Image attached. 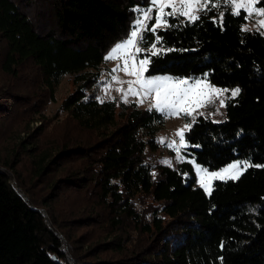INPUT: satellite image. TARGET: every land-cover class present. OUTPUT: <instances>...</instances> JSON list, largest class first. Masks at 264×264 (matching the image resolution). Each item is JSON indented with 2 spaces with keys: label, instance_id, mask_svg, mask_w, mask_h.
Wrapping results in <instances>:
<instances>
[{
  "label": "trees",
  "instance_id": "16d2710c",
  "mask_svg": "<svg viewBox=\"0 0 264 264\" xmlns=\"http://www.w3.org/2000/svg\"><path fill=\"white\" fill-rule=\"evenodd\" d=\"M258 5L264 8V0ZM149 6L147 0H0V79H12L0 82V116L19 111L13 118L21 126L34 118L44 123L48 101L64 74L73 73L61 108L80 129L43 147L40 125L19 136L9 160L0 162V264H264V34L244 27V8L222 3L202 9L195 22L168 14L172 26L145 31L148 40L139 43V54L148 56L145 44L160 35L163 51L150 57L148 74L207 76L241 90L227 98L224 120L200 114L185 132L187 155L211 169L234 159L252 165L238 178L216 179L208 193L191 160L176 167L149 160L160 145L162 112L124 101L117 112V98L101 100L91 91L110 49ZM18 82L24 85L12 89ZM24 156L33 167L31 184H47L42 198L50 217L11 180ZM62 170L67 174L55 179ZM60 180L102 201L106 225L116 232L102 244L123 250L135 240L133 228L136 248L122 259L93 249L73 257L64 241V229L73 225L54 209ZM142 196L147 203L139 205Z\"/></svg>",
  "mask_w": 264,
  "mask_h": 264
},
{
  "label": "rangeland",
  "instance_id": "374dc122",
  "mask_svg": "<svg viewBox=\"0 0 264 264\" xmlns=\"http://www.w3.org/2000/svg\"><path fill=\"white\" fill-rule=\"evenodd\" d=\"M259 0H187L194 5L198 10L193 12L194 15H198L199 12L207 6L219 7L222 3H230L235 11H239L244 8L247 11V21L244 24L245 28L258 29L264 34V8L258 5ZM167 2V0H156V5ZM186 2V0H171L178 9L180 4ZM156 5H150L148 8H140L136 19L141 18V12L147 10L149 19L144 23L147 25L152 17L157 16L158 8ZM239 6V7H238ZM174 9L171 7L164 8V19L167 20V15ZM186 17V16H185ZM188 18V17H186ZM135 19V20H136ZM135 27V26H134ZM133 27V28H134ZM118 42L116 45L123 43ZM139 46V45H138ZM114 48V47H113ZM112 48V49H113ZM150 49V48H149ZM148 49V50H149ZM160 47L157 45V50ZM132 49L129 48L128 51ZM111 55L109 51L105 62L99 68L100 80L91 88V91L101 100L109 98H117L119 106L117 112L120 110V103L122 101L131 103L134 102L139 107L155 108L162 112L165 116V123L158 129L159 147L149 154V160L153 163H166L172 166H178V164L184 159L192 161L194 166V172L197 178V184L201 185V178L203 177V187L210 193L214 186L216 179L212 173H220L224 176L223 179L228 178L229 175H235L239 177L245 171V165L249 163L245 160L234 159L231 162L223 165L219 168L211 169L208 166L198 162L193 157H189L185 152V147L180 146V136L178 132L184 130L185 140V125L193 123V121L200 114L210 115L216 121H222L225 119V109L227 98L231 96V92L237 87H224L213 84L207 76H180L171 73H158L148 74V64L145 66L139 65L138 61L145 58L147 55L136 56V66L133 67L131 59H128L127 68L125 71V57L123 51L116 54V58L109 59ZM135 74H132V73ZM3 72L0 69V78H3ZM115 77V79H114ZM74 74H64L61 82L59 83L56 92L55 99L49 100L44 113L47 119L42 123L40 118L29 119L28 125H19V117H15L19 114V111H15L8 116H0V162H5L8 159V155L15 147H18V137L28 136L37 130L40 125L45 126L46 131L42 136L43 147L50 146L56 140H62L63 138L75 137L80 129L73 119L69 117L66 111L62 110L61 102L63 98L74 88ZM8 79V76H7ZM7 79H0V82H6ZM156 80L157 84L147 85L144 83L146 80ZM12 81L11 78L8 79ZM178 80H186V84H177ZM199 80L200 84L195 82ZM133 82L131 85L129 82ZM24 85L22 82L16 83V89ZM211 88L220 89L222 94L211 93ZM227 89V91H224ZM211 97V102H206ZM32 99V98H31ZM224 101V106H221L220 101ZM157 103L161 104V108L155 107ZM165 105H174L175 107H165ZM190 112L191 115L187 113ZM13 118V119H11ZM20 127V128H18ZM18 130V131H17ZM38 134V132H37ZM29 137V136H28ZM31 137V136H30ZM33 139V138H31ZM175 142L177 148H180L179 152H176L175 148L168 145ZM181 157V158H178ZM28 156H24V159L17 166V171H14L12 175V182L21 187L24 191H28L31 196L36 197L40 203H37L39 208L46 214L51 216L49 207L44 204L42 196L46 188L45 183L42 180H37L36 184L32 181L33 167L28 161ZM69 163L68 165H74ZM237 166L231 168V166ZM201 169L204 171L202 172ZM224 169H230L228 173L224 172ZM68 170H62L55 173L54 178L67 174ZM60 185L56 188L54 209L59 217L63 218L65 213L66 222L64 225H73L72 227L65 228L64 241L66 247L70 250L73 257H78L84 254H88L91 249L96 250L95 253L101 257H115V259H122L125 255H128L127 250L136 248L137 243L140 241L135 238V231L131 228V236L135 239L132 243L124 242V249L118 250L115 246L109 247L102 243L115 237L116 232L112 233L110 226L106 225V220L110 218L102 201L94 194H88L82 188H70L62 180L59 181ZM146 197H137V203L140 205ZM144 200V201H143ZM94 218V219H93ZM64 219V218H63ZM139 245V244H138ZM96 248V249H95ZM92 255V253H91Z\"/></svg>",
  "mask_w": 264,
  "mask_h": 264
},
{
  "label": "snow or ice",
  "instance_id": "6c2138e0",
  "mask_svg": "<svg viewBox=\"0 0 264 264\" xmlns=\"http://www.w3.org/2000/svg\"><path fill=\"white\" fill-rule=\"evenodd\" d=\"M147 4L148 5H156V0H147ZM156 6L158 8V12H157V16L155 18V22L153 23L151 28H149L144 23L145 20L150 18L149 14H148V11L147 10L142 11L141 12V18L140 19H136V20L133 21V24H134L135 27L134 28H130L129 34H127L126 37H125V42L120 43L117 46H114L113 49H110L111 55L108 57L109 59L116 58V54L123 51V54H124V57H125V71H128L127 63H128V59L129 58L131 59V61L133 63V67L136 66V63H137L136 56L141 51H143V49H141L138 45H139L140 42L148 40V37L143 34L145 31L149 35H151L152 33H156L157 30L159 28H161V27L167 28V27L172 26V25H169L167 20L164 19V15H165V13L163 11L164 8L171 7V8L174 9L171 13H169V15H174V16L175 15H184V16L188 17L193 22L201 19V17L196 16V15L193 14V12L197 11L198 9L195 8L192 3L187 2V0H186V2L181 3L178 9L176 8V6L173 3H171V0H167V2L160 3L159 5H156ZM261 14L264 15V13H261ZM260 23L264 24V21H261ZM152 41H155V43H153ZM159 42H160V35L157 34V35L152 36V40L148 41V43L145 44V48H148L149 44H150L149 54L145 58L140 59L138 61L139 65L145 66V65L150 63V57L151 56L160 55L161 54V51H163V50H157V44ZM129 48H131L132 50L128 51ZM169 50H171V49H169ZM143 70L146 71L147 70L146 67L143 68ZM132 74H135V73L133 72ZM114 79H115V77H114ZM132 83L133 82H131V81L129 82L130 85ZM144 83H146L147 85H154V84H157L158 81L149 79V80L144 81ZM176 83L177 84H186L187 81L186 80H178V81H176ZM195 83L196 84H200L201 81L197 80ZM224 91H227V89H224ZM240 91L241 90H240L239 87L235 88L231 92V96L232 97H236L237 95H239ZM211 93L218 94V95L222 94L221 90L220 89H216V88H211ZM206 102H211V97L210 96H209V98L207 99ZM220 104H221V106H224V101L221 100ZM155 107L161 108V104L157 103L155 105ZM165 107L174 108L175 106L174 105H165ZM187 114L191 115L190 112H188ZM193 123H195V121H193ZM217 123H219V122H217ZM191 127H192L191 124L185 125V128L188 129L189 131H191ZM178 135L180 136V146L181 147H187L188 146L187 142L184 140V130H180L178 132ZM238 135H239V133H238ZM168 146L172 147V148H175L176 152L180 151V148L176 147L175 142L169 144ZM178 158H181V157H178ZM251 166L252 165H245V168L251 167ZM259 166L260 165H257V167H259ZM236 167L237 166H235V165L231 166V168H236ZM201 171L203 172L204 170L201 169ZM229 171H230V169H224L225 173H228ZM212 175L215 178H220V179L224 178V176L222 174H220V173H212ZM228 178L235 179V178H238V177L235 176V175H229ZM201 184H202V186H204L203 185V177L201 178Z\"/></svg>",
  "mask_w": 264,
  "mask_h": 264
}]
</instances>
